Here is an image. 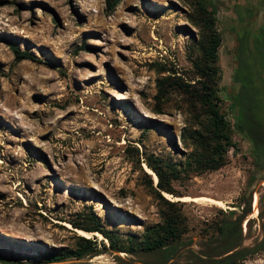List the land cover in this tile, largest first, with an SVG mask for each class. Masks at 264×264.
<instances>
[{
  "label": "rangeland",
  "instance_id": "1",
  "mask_svg": "<svg viewBox=\"0 0 264 264\" xmlns=\"http://www.w3.org/2000/svg\"><path fill=\"white\" fill-rule=\"evenodd\" d=\"M205 1L222 36L219 111L232 125L234 96L264 125V44L250 36L254 46L237 50L239 28L228 10L236 0ZM199 18L197 0H121L112 13L104 0H0L1 257L41 264L42 253L73 248L80 234L71 223L86 224L91 214L127 246L169 209L181 216L183 239L200 251L201 241L251 189L243 245L263 237L264 178L248 185L250 144L232 129L226 164L200 170L195 133L203 132L204 117L191 111L193 99L170 87L183 81L198 89L203 81L196 68ZM13 48L35 60H15ZM148 157L160 161L174 192L169 199L162 195L177 206L155 197L149 183L156 188L157 176ZM120 256L135 264L151 260ZM87 263L118 264L107 254ZM241 264H264V251Z\"/></svg>",
  "mask_w": 264,
  "mask_h": 264
},
{
  "label": "trees",
  "instance_id": "2",
  "mask_svg": "<svg viewBox=\"0 0 264 264\" xmlns=\"http://www.w3.org/2000/svg\"><path fill=\"white\" fill-rule=\"evenodd\" d=\"M104 2L106 12L112 13L121 0H104ZM197 9L200 15L197 46L201 57L196 68L203 81H200L198 89L189 87L183 81H174L170 87L193 99L191 102L193 110L191 111L201 112L204 117L205 123H201L203 132L195 133L196 144L201 151L195 158L198 168L202 171H214L226 164L225 153L229 147L233 146L231 132L235 129L250 144L254 166L248 181L251 188L256 184L255 181L264 178V125L254 121L252 115L247 112L248 109L245 110V103L234 96L230 97L233 124L231 125L220 113L216 85L220 75H218L216 63L222 36L216 28L217 19L214 7H211L205 0H197ZM260 44H264V41ZM13 52L15 60H35L30 53L20 52L16 48H13ZM164 80L166 79L158 81L160 88L164 87ZM240 114L243 115L242 119ZM159 163V160L151 157L146 159L147 166L157 176L156 188H153L151 181L149 184L159 203L163 202L172 208L180 203L164 199L162 193L174 195V192L164 183V174ZM253 192L254 190L251 189L248 193L240 195L235 205L231 206L234 210L228 211L216 226L215 234L201 241L200 251L192 249L191 241L183 239L184 229L181 216L172 209L162 214V221L159 224L148 227L139 241L136 243L131 241L127 246L119 244L110 232L103 228L100 218L91 214L88 223L74 222L71 223V227L86 233H100L107 239L108 244L98 243L96 236L87 238L79 235L76 237L77 242L73 248L42 253L41 264H88L89 260L103 254L109 255L118 264H135L133 259L122 257L120 254L149 256L151 260L144 264H241L264 251V235L251 246L243 245L245 236L242 224L245 223L248 228L251 226V219H246V217L251 212ZM175 197L180 198L181 196ZM236 209L239 210L238 213ZM261 228L264 231V222ZM0 263L36 264L29 261H10L1 256Z\"/></svg>",
  "mask_w": 264,
  "mask_h": 264
},
{
  "label": "flooded vegetation",
  "instance_id": "3",
  "mask_svg": "<svg viewBox=\"0 0 264 264\" xmlns=\"http://www.w3.org/2000/svg\"><path fill=\"white\" fill-rule=\"evenodd\" d=\"M228 10L234 14L231 22L239 28L235 32L237 50L243 44L251 48L254 46L250 36L264 41V0H236Z\"/></svg>",
  "mask_w": 264,
  "mask_h": 264
},
{
  "label": "bare ground",
  "instance_id": "4",
  "mask_svg": "<svg viewBox=\"0 0 264 264\" xmlns=\"http://www.w3.org/2000/svg\"><path fill=\"white\" fill-rule=\"evenodd\" d=\"M149 170V169H148ZM165 196L169 199L171 198V196L169 194H166L165 193ZM173 199V198H172ZM176 200H184V201H199V200H203V198H190V197H181V198H174ZM206 199V198H204ZM72 228V227H71ZM73 229V228H72ZM73 230H76L77 233H79L80 235L84 236V237H87V238H90L91 235H93L92 233H86L84 231H81V230H78V229H73Z\"/></svg>",
  "mask_w": 264,
  "mask_h": 264
},
{
  "label": "water",
  "instance_id": "5",
  "mask_svg": "<svg viewBox=\"0 0 264 264\" xmlns=\"http://www.w3.org/2000/svg\"><path fill=\"white\" fill-rule=\"evenodd\" d=\"M74 232H77L76 230H73ZM94 236H96V235H94Z\"/></svg>",
  "mask_w": 264,
  "mask_h": 264
}]
</instances>
